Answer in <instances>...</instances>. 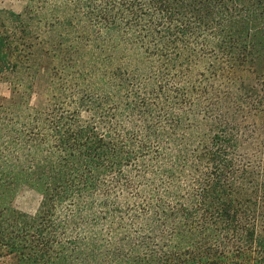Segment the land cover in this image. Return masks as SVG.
I'll list each match as a JSON object with an SVG mask.
<instances>
[{
	"label": "trees",
	"instance_id": "obj_1",
	"mask_svg": "<svg viewBox=\"0 0 264 264\" xmlns=\"http://www.w3.org/2000/svg\"><path fill=\"white\" fill-rule=\"evenodd\" d=\"M0 78V264H264V0H27Z\"/></svg>",
	"mask_w": 264,
	"mask_h": 264
},
{
	"label": "rangeland",
	"instance_id": "obj_2",
	"mask_svg": "<svg viewBox=\"0 0 264 264\" xmlns=\"http://www.w3.org/2000/svg\"><path fill=\"white\" fill-rule=\"evenodd\" d=\"M27 4V0H0V10H10L16 13H20L24 10ZM38 59V58H37ZM36 64H42L39 66V76L38 81L35 85V90L33 91L31 103L33 105L38 103V100L43 99L44 95L46 94V86L43 82L44 70L46 67H50L51 62L50 60L42 59L36 62ZM46 68V69H48ZM11 78V77H8ZM7 79V78H6ZM6 79L0 78V101L3 99H9L11 96V89L10 84L7 82ZM41 195L33 188L29 186H22L18 189L17 194L14 199V206L30 215H34L41 203Z\"/></svg>",
	"mask_w": 264,
	"mask_h": 264
}]
</instances>
